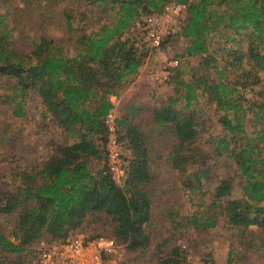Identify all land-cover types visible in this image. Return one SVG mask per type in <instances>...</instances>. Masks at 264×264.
Returning a JSON list of instances; mask_svg holds the SVG:
<instances>
[{"label":"trees","instance_id":"16d2710c","mask_svg":"<svg viewBox=\"0 0 264 264\" xmlns=\"http://www.w3.org/2000/svg\"><path fill=\"white\" fill-rule=\"evenodd\" d=\"M172 2L186 5L181 57L198 63L188 79L176 71L173 91L159 99L146 126L173 139L168 166L196 207L186 227L238 230L240 247L226 264L254 248L264 258V0H0V80L12 82L4 103L22 118L29 98L40 99L43 121L65 137L47 142L42 161L22 158L5 173L0 264H27L34 243L66 240L101 222L111 226L104 235L129 252L152 254L156 264H189L180 222H172L168 237L157 233V197L167 204L175 184L157 188L156 158L135 114L115 120L130 151L122 183L105 154L111 96H120L148 56L137 45L138 26ZM200 97L216 105L218 135L210 134L214 120ZM8 133L1 139L7 146ZM171 206L160 213L180 217L181 205ZM9 220L15 225L7 234Z\"/></svg>","mask_w":264,"mask_h":264},{"label":"rangeland","instance_id":"374dc122","mask_svg":"<svg viewBox=\"0 0 264 264\" xmlns=\"http://www.w3.org/2000/svg\"><path fill=\"white\" fill-rule=\"evenodd\" d=\"M0 10L3 11V8ZM184 18L181 20L183 24ZM51 32H55L52 30ZM52 34V33H51ZM56 34V33H55ZM140 48L148 52L145 64V69L140 71L142 75L131 78L128 86L121 90L118 99H114V109L116 118L124 114L130 113L131 117L135 114L137 116L136 121L142 123L144 126L149 125L148 122L151 120V111L153 107L157 105L159 99L166 98L173 91V76L176 71H180L182 76L186 79L190 78L193 74L194 68L198 63V58H182L181 55L185 49L186 41L180 36H175L164 42L163 46L158 49L149 48L144 42H139ZM19 47L27 49L28 45L20 44ZM179 59V65L174 69L171 77L164 83H159L155 76L158 74V70L161 71L175 60ZM12 82L4 78L0 80V185L3 180H8L5 173L9 168L15 166L20 159L26 158L28 160L42 161L46 158V144L51 139H62L65 138L64 134H60V130L56 128V125L52 120L47 119L43 121L42 111L40 108V99L29 98V104H25L26 114L22 118L14 116V107L4 103V95L10 93ZM200 103L204 109L212 116L214 120V126L210 134L218 135L221 131V126L218 123V117L216 115V105L213 101H208L205 97H200ZM39 104V105H37ZM43 122H46L45 126ZM43 128L40 132L39 129ZM3 130H8L9 133L6 135L8 140V146L1 139L3 137ZM147 131V143L150 149L153 151V155L156 158L155 169L159 175L161 185L157 188L160 190L167 189L169 185L175 184L173 191L168 192L167 204H164L159 194L157 197V208H156V219L155 221L160 224V230L158 234L161 236L168 237L167 230L172 227V222H180L179 232H185L184 238L177 236L178 242L184 246L188 253L189 264H210V261H214L216 264H226L230 254H236L237 247L239 248V231L220 225L214 229L208 231H197L194 228L186 227L184 220L191 217L194 210L196 209L192 203L189 202L188 198L184 193L178 189V181L176 176L174 177L170 167L168 166V157L170 150L172 149L173 139L170 133L164 132L162 129L156 128L155 126H146ZM63 136V137H62ZM5 144V145H4ZM123 157L128 160L130 157V151L124 144ZM4 177V178H3ZM236 196L239 193L236 192ZM181 198L178 200V198ZM172 201L179 203L181 206L180 217L176 219H170L164 214H161L162 207L174 210L171 206ZM160 213V214H159ZM11 221V220H9ZM5 223V232L10 234L14 228V221ZM110 223H100L99 226L96 224L88 225L85 224L81 232L87 236H90L94 231L101 232L100 235H110ZM257 236L256 239H263V233L259 235L258 230L255 231ZM249 234V233H247ZM99 236V235H97ZM91 237V236H90ZM248 240H252L249 236H246ZM260 238V239H259ZM157 240H160L158 237ZM34 243L33 246H37ZM255 249V248H254ZM250 249L246 256L239 261L238 264H264V258L261 251ZM239 250V249H238ZM152 254L134 253L129 252L125 254L126 264H156V261L150 260Z\"/></svg>","mask_w":264,"mask_h":264},{"label":"built area","instance_id":"2783aa9c","mask_svg":"<svg viewBox=\"0 0 264 264\" xmlns=\"http://www.w3.org/2000/svg\"><path fill=\"white\" fill-rule=\"evenodd\" d=\"M186 5L172 2L156 14L143 19L139 24L137 40L144 42L151 49L161 48L168 39L180 36L181 20L185 18ZM179 59L173 60L169 66L159 71L155 79L159 83L166 82L179 65ZM111 100L114 104V98ZM115 105V104H114ZM115 107V106H114ZM116 115L113 108L107 117L110 133L105 144L108 169L118 183L125 177L126 160L123 157L124 143L120 141L116 129ZM32 248L27 264H126L127 249L116 239L99 235L90 237L77 231L62 241L40 240Z\"/></svg>","mask_w":264,"mask_h":264},{"label":"crops","instance_id":"0c3cea01","mask_svg":"<svg viewBox=\"0 0 264 264\" xmlns=\"http://www.w3.org/2000/svg\"><path fill=\"white\" fill-rule=\"evenodd\" d=\"M146 66H147V63L146 64H144V66L143 67H141L140 68V71H142L143 69H145L146 68ZM140 71H139V73L137 74V75H135L134 77H132L133 79H135L136 77H139L140 75H142V72H141V74H140ZM131 79V78H130ZM119 97L118 96H116L114 99L116 100V99H118Z\"/></svg>","mask_w":264,"mask_h":264}]
</instances>
